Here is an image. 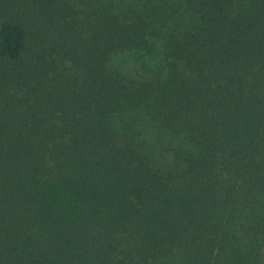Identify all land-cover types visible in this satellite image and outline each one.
<instances>
[{"label": "trees", "instance_id": "trees-1", "mask_svg": "<svg viewBox=\"0 0 264 264\" xmlns=\"http://www.w3.org/2000/svg\"><path fill=\"white\" fill-rule=\"evenodd\" d=\"M0 264H264V0H0Z\"/></svg>", "mask_w": 264, "mask_h": 264}]
</instances>
